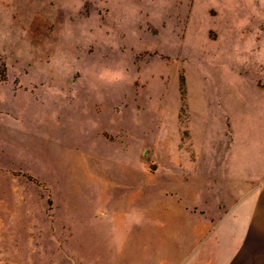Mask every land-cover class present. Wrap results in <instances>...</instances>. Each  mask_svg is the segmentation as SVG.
I'll return each mask as SVG.
<instances>
[{
	"label": "rangeland",
	"instance_id": "374dc122",
	"mask_svg": "<svg viewBox=\"0 0 264 264\" xmlns=\"http://www.w3.org/2000/svg\"><path fill=\"white\" fill-rule=\"evenodd\" d=\"M257 137L264 0H0V264H186L187 170Z\"/></svg>",
	"mask_w": 264,
	"mask_h": 264
},
{
	"label": "crops",
	"instance_id": "0c3cea01",
	"mask_svg": "<svg viewBox=\"0 0 264 264\" xmlns=\"http://www.w3.org/2000/svg\"><path fill=\"white\" fill-rule=\"evenodd\" d=\"M238 143L224 166L186 172L170 212L185 219L186 264H264V137Z\"/></svg>",
	"mask_w": 264,
	"mask_h": 264
}]
</instances>
